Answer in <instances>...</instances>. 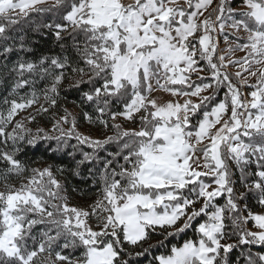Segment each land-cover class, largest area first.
Segmentation results:
<instances>
[{
  "label": "snow or ice",
  "instance_id": "obj_1",
  "mask_svg": "<svg viewBox=\"0 0 264 264\" xmlns=\"http://www.w3.org/2000/svg\"><path fill=\"white\" fill-rule=\"evenodd\" d=\"M145 262L264 264V0H0V264Z\"/></svg>",
  "mask_w": 264,
  "mask_h": 264
},
{
  "label": "trees",
  "instance_id": "obj_2",
  "mask_svg": "<svg viewBox=\"0 0 264 264\" xmlns=\"http://www.w3.org/2000/svg\"><path fill=\"white\" fill-rule=\"evenodd\" d=\"M37 23H39V20L38 19H37ZM42 31H43L44 35H40V34H35L34 33L33 34V37H34V39L36 37H39V39L37 40V43L39 45V49L47 50L48 48L53 47L52 38H50L47 35V30H42ZM45 41H47V43ZM71 98H75V97H71ZM41 126H45V125L44 124H41ZM32 127H33V130H35V126H32ZM73 143H74V141H73ZM42 151H43V148L42 147L40 149H37L36 150V153H35V156L33 158L34 159L41 158ZM29 155L31 156L32 153L30 152ZM44 158L46 159V157H44ZM189 235H191V233H189ZM254 250H258V249H254ZM145 263H147V262H145Z\"/></svg>",
  "mask_w": 264,
  "mask_h": 264
},
{
  "label": "rangeland",
  "instance_id": "obj_3",
  "mask_svg": "<svg viewBox=\"0 0 264 264\" xmlns=\"http://www.w3.org/2000/svg\"><path fill=\"white\" fill-rule=\"evenodd\" d=\"M41 124H44L45 125V124H47V121L42 120L41 121ZM80 124H81V130H86L87 129L88 126L85 124V122L83 120H81ZM48 126L50 127V125H48ZM145 264H147V263H145Z\"/></svg>",
  "mask_w": 264,
  "mask_h": 264
}]
</instances>
